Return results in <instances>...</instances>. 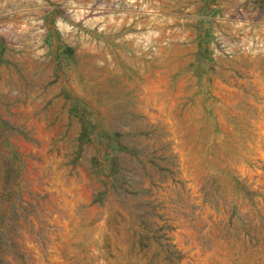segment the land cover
Returning a JSON list of instances; mask_svg holds the SVG:
<instances>
[{"label": "rangeland", "instance_id": "1", "mask_svg": "<svg viewBox=\"0 0 264 264\" xmlns=\"http://www.w3.org/2000/svg\"><path fill=\"white\" fill-rule=\"evenodd\" d=\"M0 264H264V0H0Z\"/></svg>", "mask_w": 264, "mask_h": 264}, {"label": "trees", "instance_id": "2", "mask_svg": "<svg viewBox=\"0 0 264 264\" xmlns=\"http://www.w3.org/2000/svg\"><path fill=\"white\" fill-rule=\"evenodd\" d=\"M102 133V135L103 136H101V139H103L104 137H106V136H109V135H107V134H105V132H101ZM101 133H100V131L98 132V134H100L101 135ZM86 135V137H88V138H90V135L88 134H86V132H85V130H84V132H83V136L82 137H84ZM117 135V134H116ZM118 139V138H117ZM116 139V140H117ZM118 143V142H117ZM94 159V161H95V164H94V171L98 174V175H103V174H105L104 173V168H105V164H102V160H101V158H98V157H94L93 158ZM110 165V170L111 171H113V173L115 174V180H116V176L118 175V164H117V159L116 158H114L113 160H112V162L109 164ZM104 184H105V186L108 184V180L106 179L105 180V182H104ZM108 186V185H107Z\"/></svg>", "mask_w": 264, "mask_h": 264}]
</instances>
